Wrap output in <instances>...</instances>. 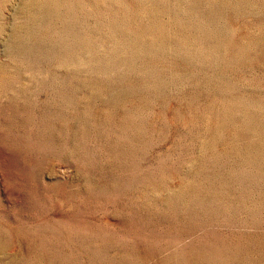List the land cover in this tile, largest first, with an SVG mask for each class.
Instances as JSON below:
<instances>
[{"label":"rangeland","instance_id":"obj_1","mask_svg":"<svg viewBox=\"0 0 264 264\" xmlns=\"http://www.w3.org/2000/svg\"><path fill=\"white\" fill-rule=\"evenodd\" d=\"M0 264H264V0H0Z\"/></svg>","mask_w":264,"mask_h":264},{"label":"bare ground","instance_id":"obj_2","mask_svg":"<svg viewBox=\"0 0 264 264\" xmlns=\"http://www.w3.org/2000/svg\"><path fill=\"white\" fill-rule=\"evenodd\" d=\"M31 1V0H30ZM29 3V2H28ZM31 3V2H30ZM30 5V4H29ZM34 6V5H33ZM36 7V6H35ZM25 9V8H24ZM31 9V8H30ZM37 14V13H36Z\"/></svg>","mask_w":264,"mask_h":264}]
</instances>
